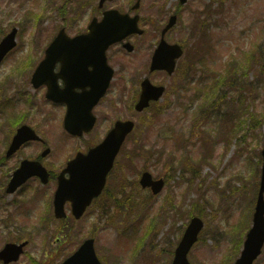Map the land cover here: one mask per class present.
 I'll return each mask as SVG.
<instances>
[{
    "label": "rangeland",
    "instance_id": "1",
    "mask_svg": "<svg viewBox=\"0 0 264 264\" xmlns=\"http://www.w3.org/2000/svg\"><path fill=\"white\" fill-rule=\"evenodd\" d=\"M165 1L169 9L176 2ZM222 2L223 0L217 5L209 0H189L186 5L188 11L180 22H191V17L202 5L213 6L210 7L214 11L210 19L214 25L209 36L204 39L205 43L198 47L199 52L205 56L203 59L195 57V60H199V63L203 61V64L193 75H196L197 80L201 75L210 76L215 71L228 77L230 87L224 85L222 89L211 90L216 95L226 93L223 113L218 117H210L201 125L204 119L196 114L197 107L207 96L206 86L197 84L200 92L196 93L201 98L194 102L192 110L185 109V101L180 100L175 107L170 108L171 111L160 112L158 116H149L145 112L134 117L138 126L130 136L126 150L129 152L133 147L130 143L136 142L153 152L151 157H142L140 167L150 169L153 175L167 176L162 192L149 199L147 192L142 191L138 197V201H142V207L135 206L132 210L126 205L125 213L116 214L113 223L107 222V219L98 221L97 213L90 210L79 222L67 221L59 226L50 219L52 215L42 212L46 206L45 197L41 194V197L31 199L29 197L32 193L28 191L23 194L28 199L18 204L15 202L11 208L9 217L12 226L5 228L0 224V247L5 240L30 238L26 251L42 264L51 249H54L55 255L65 254L74 248L76 242L93 233L97 238V253L105 264H150L149 261L151 264H169L172 250L185 224L191 215L198 214L204 219V229L199 234L197 244L190 250V262L233 263L240 250L237 242L243 239L250 223L259 175V151L264 131V0H230L227 13H224ZM86 3L87 0H0V31L5 32L12 26L18 28V44L4 63L7 65L13 61L12 57L25 54V63L18 72H22L21 79L24 81L20 90L34 102L31 107L34 117L31 120L39 125L38 129L43 118L50 119L52 123L58 116V109L44 106L39 99L42 90L32 92L24 80V71L29 69L31 60L39 56L40 47L60 25H65L70 33L84 29L90 16V10L83 8ZM122 3L123 0H118L107 5ZM144 6L149 9L154 7L148 17L159 24L162 20L161 0H145ZM191 54L189 51L184 59L187 65L188 62L185 61L192 58ZM181 63L179 61L173 81L168 85L169 93L180 88L184 82L180 73ZM6 65L1 67L0 81L5 75ZM189 86L186 85L187 90ZM11 90L8 85L3 96L0 88L1 104L12 94ZM181 97L184 98L183 95ZM192 97L196 99V96ZM167 100L166 98L161 102L163 106H166ZM181 112H186V115L179 119ZM1 117L0 110V119ZM165 125L177 136L176 141L157 136L158 129ZM204 131L211 134L217 131L216 137H220L215 144L212 142L210 150L211 158L215 159L205 161L204 170L206 169L207 175L218 170L215 167L217 160H227L223 173L219 176L221 181L214 179L211 182L214 187L205 184L206 177L203 178L202 173L204 170L199 169L198 175L191 182H187V179L192 177L183 170L184 166H189L187 160L191 163L195 154L199 157L198 153L202 152L198 150V145L193 148L187 146L186 140L196 142ZM54 137L57 141L63 138H56V135ZM7 139L8 133L1 131L0 147ZM179 148L183 152H179ZM203 148L206 149L207 146ZM217 151H220V155ZM185 154L191 155L186 157ZM130 157L125 153L123 160ZM124 166L121 163V168ZM119 171L114 173L113 186L114 181H119L121 177ZM220 182L227 186H221ZM130 198L137 202L135 195L131 194ZM44 215L48 217L46 220L42 219ZM151 223L154 231L153 228L149 229ZM139 241H142L140 246ZM64 246L66 249L62 253ZM258 259L255 264H264V249ZM13 264L33 263L24 254Z\"/></svg>",
    "mask_w": 264,
    "mask_h": 264
},
{
    "label": "flooded vegetation",
    "instance_id": "2",
    "mask_svg": "<svg viewBox=\"0 0 264 264\" xmlns=\"http://www.w3.org/2000/svg\"><path fill=\"white\" fill-rule=\"evenodd\" d=\"M186 4L187 3H176L173 14L181 16L183 11L186 10ZM222 5L224 8V13L229 12L230 0H223ZM108 8V5L103 4L102 6H97L96 11L102 15L103 12ZM164 14L165 12L162 10V21L165 19ZM204 14L205 13H203V15ZM147 21L149 22L152 29L146 30L143 34H130L125 39L110 45L106 50L107 62L113 69L112 78L110 79L109 83L110 86L107 88L106 94L104 95L105 98L109 96V99H103V96L94 106L93 113L96 118L95 125L88 133H86L81 138H78V136L74 137V142L61 140L57 141L54 135L55 132H57L58 129L62 128L63 126L66 106L63 103H56L50 100H47L50 103L48 108L55 107L59 111L58 117L53 119L52 123H50V119L43 118L42 124L38 129L39 125H35L33 120H28L40 138L39 140H31V142L24 144L15 153V155H17L19 159L25 157L37 159L40 161L41 168H39L36 174L31 179H29L28 182L18 186L13 192L19 201H26L28 196L24 197L23 194L29 191L31 193L35 192L39 196L42 194L45 198L51 200L52 203V199L55 191L58 188L59 182L67 181L70 178L71 173L78 171V167L74 165L69 168L68 163L78 154L80 150H86L89 147L96 145L102 135L106 133L112 126V120L116 121L121 118H126L128 111L136 114H141L147 109H149V111L156 110L161 112L164 109V106L159 107V102L164 101L163 98L161 100L150 101L147 108L142 111H137L136 103L139 100L140 94L142 92L143 79L147 78L150 83L154 85L164 86L163 95L167 94L168 97L166 108L168 111H171L170 101L172 103L178 101L176 97H174V94H171V99L169 98L168 82L171 81V76L169 74L167 75V72L165 71L166 65L164 63L159 64L161 69H152L150 64L155 47L161 41L162 37L164 38V34L162 35V27L165 25V21H163V26L160 29L157 28V22H155L152 18H147ZM200 26L204 27V24L199 23L197 26H195V28H192L190 23H179L176 27L174 26L166 31L165 40H173L172 42L176 43L179 42L183 48L186 45H192L193 38H190L191 34H193L195 38L194 29L199 30ZM172 35H174V37H172ZM126 42L132 44V50L128 51L127 48L124 47L123 44ZM144 44L148 47L152 46L153 48L152 51H150L151 53H149V55H147L145 58L143 57V53H147L148 51L143 49ZM44 52L45 49H43V53ZM58 66L59 63L57 64L56 68H58ZM93 66L94 64L92 62H89L87 65L89 76L91 77L94 75L92 71ZM116 69H119V71L117 72ZM100 73L101 71L97 72V75ZM61 81L60 84L62 85L63 81ZM127 100L131 102L129 107L127 106ZM112 111L116 112V114L113 116L111 115ZM85 136L87 137L85 138ZM79 139L82 141L80 142ZM137 161H139V158L137 157H131L130 159V162L132 163H136ZM123 163L125 165L124 167L121 168L120 164L115 170V172L120 170L118 174L121 177L119 178V181L115 180L116 183L118 181V186L115 183L113 188H111L109 185L107 189L110 195L115 196V194L118 193L119 196H122L124 194L123 182L127 181V177L132 178L136 174V169L132 168L131 166L128 167L126 162ZM5 187L6 181L3 177H0V191L4 192ZM70 205V201H66L65 206L67 209L70 208ZM92 207L94 210H100L102 208L100 205H93ZM0 213L3 215L9 212L7 208H2Z\"/></svg>",
    "mask_w": 264,
    "mask_h": 264
},
{
    "label": "water",
    "instance_id": "3",
    "mask_svg": "<svg viewBox=\"0 0 264 264\" xmlns=\"http://www.w3.org/2000/svg\"><path fill=\"white\" fill-rule=\"evenodd\" d=\"M123 17L116 16L115 14H106L105 18L101 22L100 27L98 29H102L101 35L102 37H105V44L107 45L109 42L114 40V36L117 35L116 32L122 33L125 32L126 29L123 27L122 30L118 26V24H124L125 20H122ZM104 25V27H103ZM103 27V28H102ZM94 30H96V26L92 27ZM113 32V33H112ZM170 70L173 69L172 63L170 64ZM172 68V69H171ZM160 94V91L156 96ZM132 123L129 121L123 122L121 124H118L117 126H121L120 132H116V135L120 136L119 141L122 139L124 134L131 128ZM26 137L22 136L21 139H25ZM118 141V143H119ZM117 143V144H118ZM104 149V148H103ZM116 149V148H115ZM115 149L113 150V147L106 148L105 149V155L103 156L102 160L100 162H96L95 165L98 167V171L96 175L99 179H102L105 172L110 168L112 159H113V153L115 152ZM113 150V151H112ZM112 151V152H111ZM110 153V154H109ZM263 157H264V150L262 151ZM106 156V157H105ZM85 162H88L89 156H85ZM80 179L87 180L86 182L94 181L90 178V173L88 171H84L80 173L79 175ZM141 182L145 185L150 182L149 177L147 174H144ZM162 183L158 184L155 191H158L161 187ZM264 190V164L262 167V176H261V188L259 190V197L257 199V205L255 207V211L253 213V223L252 228L247 233V239L244 242L243 245V251L240 255V257L236 260L235 264H252L253 258L260 252V247L264 240V200H263V193ZM90 199V192H84L80 193L78 196V203L77 206H79V211L77 214L80 215L82 212L84 206L88 203ZM56 215H62V213L58 212ZM201 227V222L199 219H193L191 224L188 226L186 234L183 238L182 243L180 244L179 248L176 251V256L174 259L173 264H190L186 261L185 256L187 253V249L189 246L196 240V234L198 230ZM14 248V252L17 253L18 250H20V246H9ZM62 264H99L96 256L94 254L93 248H92V239H87L83 242V244L79 247L77 251H75L68 259H66Z\"/></svg>",
    "mask_w": 264,
    "mask_h": 264
}]
</instances>
